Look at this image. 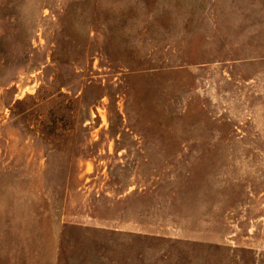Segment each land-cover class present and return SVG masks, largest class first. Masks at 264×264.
Masks as SVG:
<instances>
[{"label":"rangeland","instance_id":"obj_1","mask_svg":"<svg viewBox=\"0 0 264 264\" xmlns=\"http://www.w3.org/2000/svg\"><path fill=\"white\" fill-rule=\"evenodd\" d=\"M0 230L264 264V0H0Z\"/></svg>","mask_w":264,"mask_h":264},{"label":"crops","instance_id":"obj_2","mask_svg":"<svg viewBox=\"0 0 264 264\" xmlns=\"http://www.w3.org/2000/svg\"><path fill=\"white\" fill-rule=\"evenodd\" d=\"M58 235L40 230H0V264H56Z\"/></svg>","mask_w":264,"mask_h":264}]
</instances>
